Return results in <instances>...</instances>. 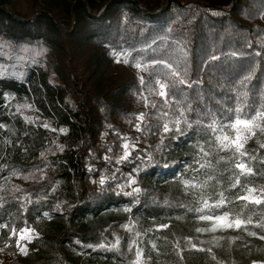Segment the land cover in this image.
Masks as SVG:
<instances>
[{
	"label": "trees",
	"instance_id": "16d2710c",
	"mask_svg": "<svg viewBox=\"0 0 264 264\" xmlns=\"http://www.w3.org/2000/svg\"><path fill=\"white\" fill-rule=\"evenodd\" d=\"M114 52L129 63L124 56L117 63ZM158 59L178 64L192 85H181L176 99L200 124L177 132L169 123L173 131L164 132L157 111L171 116L172 108L148 91L157 87L152 73L163 71L152 66ZM247 75L250 103L259 107L264 0H0V222L33 228L42 213L67 220L45 233L46 249L8 250L10 264H82L99 255L102 264L128 262L139 235L151 239L141 247L154 264H264V205L235 201L230 154L217 152L206 127L214 118L229 122L233 89L244 90L238 81ZM201 147L212 167L194 170ZM246 149L254 174L242 180L264 186V149L253 142ZM194 174L199 185L216 177L205 188L213 197L223 192L235 201L226 207L252 223L213 242L198 234L195 188L184 185ZM133 188L140 192L125 195ZM122 205L127 213L104 222L103 210ZM64 245L80 254L70 257Z\"/></svg>",
	"mask_w": 264,
	"mask_h": 264
},
{
	"label": "snow or ice",
	"instance_id": "6c2138e0",
	"mask_svg": "<svg viewBox=\"0 0 264 264\" xmlns=\"http://www.w3.org/2000/svg\"><path fill=\"white\" fill-rule=\"evenodd\" d=\"M116 56V62L119 63L121 60V57L124 56V63H129V60L127 59L126 53H113ZM212 59H218V57H213ZM137 68L143 67L144 70H147L149 67L148 65H141L139 62L135 64ZM152 66L153 67H160L163 69V71L160 72H154L152 75H155L157 78L155 80L156 88L149 87L148 91L149 94H155L162 98L163 100V106L171 107L172 113L171 116L168 111H157V119L158 120H165L166 122L163 124V130L165 133L173 131V128L169 127V123H171L175 129V131L180 132L181 131V124L186 126L187 128H192L193 124H200L201 122L199 120L191 121L189 119L188 113L195 114V110L191 107L190 104H187L186 106L182 105V101L176 99L177 96H179L180 92L182 91V88H180L181 85L186 87H191V84H187L185 79L183 78L182 70L179 68V65L176 64L174 66L173 62H169L165 59H158V60H152ZM252 76L247 75L241 78L238 81V84L241 89L244 90H236L233 89L235 92V95L233 97V100L235 102L234 108H228L226 111H228L231 116L229 117L228 123H221L217 121L215 118L212 119V122L209 123L206 127L207 129L215 133L213 144L217 149V152H224V153H230L231 155L228 157L233 163L234 169L237 171L234 173L232 179L234 180V183L231 184L232 189H238L244 187L242 183L243 177H248L254 174V170L252 167L248 165V163L243 159L244 157H248L249 159H254V157L250 156L248 150L245 148V145L248 143L250 139L255 137L257 135V132H259L261 135H264V104L260 105L259 107L255 106L254 104L250 103V97L249 92L247 91V87L249 82L251 81ZM141 84H145V80L143 77L140 78ZM145 99H147L145 97ZM147 106V105H146ZM152 108H157L156 103H151ZM234 117V119L232 118ZM139 119L141 121L145 120V114L141 113L139 115ZM137 130L140 129V125H137ZM151 127V126H149ZM64 131V130H61ZM229 131L234 133V135H230ZM125 149L129 148L128 144L124 145ZM260 148L264 149V143H260ZM200 153L203 154L205 158L212 155L211 152H206L203 147L200 148ZM129 153L126 151L125 155L121 159H127V156ZM224 156H219L217 162L224 161ZM200 168H208L212 167V161H207L206 163L201 164L199 160L197 161ZM216 177L208 175L207 179L204 181L203 185H199L200 187H206L209 180H214ZM104 181L102 180L101 183ZM217 183H219V180H217ZM129 184H135L134 179L129 180ZM185 187L191 186L192 188L198 187L197 184L191 183L189 181H184ZM257 190L254 188H245L244 195H239L235 197V201L244 202L245 207H247L248 204H256V205H264V189H260L261 195L257 197L254 195V193ZM139 188H133L132 192L125 193V195H133L134 193H139ZM235 201L228 200L227 197L224 196V193H219V199L215 202L210 204L208 202L207 198H203V208L196 209L197 212H203L204 209H223V214L218 215H200L199 219L202 221H213V224L210 228H197V232H204V231H210L215 232L217 228H235L240 229L242 227L246 228L247 225L252 223L251 217H246V219H241L240 215L241 213H236L234 210L228 209L226 206L230 203H235ZM231 213V214H230ZM8 225L0 223V228H7ZM168 225H161L160 228H167ZM259 227L264 228V224H260ZM30 229H21L20 230V239L25 238V233H28ZM250 235H255L256 233H249ZM17 235L16 229L13 228L11 231V236ZM260 239L264 240V235H260ZM20 239L16 241V245L19 248L20 252L24 255H27L26 246L21 247L20 246ZM30 240L31 237H28ZM190 242V241H189ZM119 243V241H117ZM5 247H8L6 244ZM103 247V245H101ZM113 247H116V245H113ZM156 245H153V248H155ZM192 248H196V245L193 244ZM202 250V249H197ZM0 251H3L0 249ZM183 250H181L182 252ZM208 251H211V249H208ZM137 260L134 262V264H140V258L143 255V251L139 250L136 253ZM215 258V257H214ZM253 264H256L254 261Z\"/></svg>",
	"mask_w": 264,
	"mask_h": 264
},
{
	"label": "rangeland",
	"instance_id": "374dc122",
	"mask_svg": "<svg viewBox=\"0 0 264 264\" xmlns=\"http://www.w3.org/2000/svg\"><path fill=\"white\" fill-rule=\"evenodd\" d=\"M44 1H46V0H40L41 3H44ZM51 1H54L57 3H65V2H70L71 0H51ZM21 5L24 6V3ZM5 8L10 9V7L8 5H5ZM229 134L234 135V133H232L230 131H229ZM133 142H134V138H129L123 142V147L125 144H128L129 148H130L131 146H133ZM250 142H253L256 144L264 143V135H261L259 132H257V135L248 141V143H250ZM129 148L128 149L124 148V154L126 151L128 152ZM245 148H246V145H245ZM199 155L200 156L197 155V158L194 161V164L195 165L197 164L196 167L194 168V170H197L199 167V164L195 163L196 161L199 160V162L201 164L204 163V160L201 156V153ZM243 159L246 161V157H244ZM229 161L231 162V164L233 166L232 161L230 159H229ZM233 168H234V166H233ZM236 171L237 170L235 169V172ZM198 179H199V177L197 178V175L194 174L193 176H191L190 179L186 180V181H189L190 184L195 183L198 185V187L195 188V193H194L195 194L194 195L195 202L197 204L196 209L203 208V198H207L208 202L210 204L215 203L219 199V193L216 195V197H213V195L210 194V192L208 191L207 188L200 187L199 184L197 183ZM242 183H243L244 187L237 189V192H236L237 196L246 194L245 188H254L257 190L254 193V195L259 197L261 195L260 189H264V186L260 183L253 185V184H248L243 180H242ZM127 212H128L127 206L122 205V206H119L118 208H109V209L103 210L100 215L105 222L108 220V218L118 217L120 215V213L125 214ZM195 212H196V214L192 218V223H193V227H194L195 231L197 228H210L213 224V221H202V220H200L199 219L200 215L223 214L221 212V209H211V210L210 209H204L203 212H197V211H195ZM42 214L43 215H39L37 217L36 225L33 228H27V229L34 230V231H30L28 233H25L24 239H20L19 233H20V230L25 229V227L15 228L17 235L11 236V238H9V237H10L11 231L14 227H10L9 229H5L4 232H2L3 234H2V238H1L2 242H0V249H2L3 251H0V264H10V254H9L8 250H10L11 248H14L16 251L20 252L19 248L16 245V241L18 239H20V246L21 247L26 246V250L31 248V244H35V246L32 247V249H37V248L46 249L49 242H48V239L46 238L45 233H47V231L53 232L54 230L60 229L67 224L65 214H62V215L61 214L50 215V214H45V213H42ZM129 219H130L131 223H134L133 219H131L130 216H129ZM78 223H81L80 219H78ZM225 229H228V228H217V230L215 232H210V231H204V232H197L196 231V232L198 234L207 236L213 242L215 239V236L219 232L224 231ZM28 237H31V239L29 240ZM142 239H147V241H148L147 244L149 246H151V239L148 238V236L139 235L138 243H136L135 254L130 258V260L128 262L122 261V262H119V264H134V262L137 260V255H136L137 251H139V250L143 251V247H141V243L143 242ZM6 244L8 245V247H5ZM64 248L70 257H76L80 254L73 247H68L67 245H64ZM88 258H90V257L83 256V258L81 259V262H83L82 264H102L105 260V257L103 255H99L98 258H92L91 261ZM140 264H154V262L152 261L151 256L148 253H144V251H143V255L140 258ZM256 264H261V263L256 262Z\"/></svg>",
	"mask_w": 264,
	"mask_h": 264
},
{
	"label": "built area",
	"instance_id": "2783aa9c",
	"mask_svg": "<svg viewBox=\"0 0 264 264\" xmlns=\"http://www.w3.org/2000/svg\"><path fill=\"white\" fill-rule=\"evenodd\" d=\"M0 223L5 224V225H8L7 228H0V242H2V240H1V238H2V234H3L2 232H4L5 229H9L10 227H13V226L11 225L9 219L4 220V221H2V222H0Z\"/></svg>",
	"mask_w": 264,
	"mask_h": 264
}]
</instances>
